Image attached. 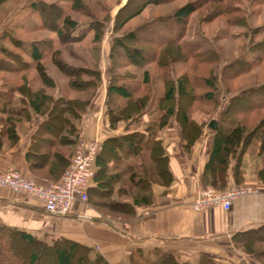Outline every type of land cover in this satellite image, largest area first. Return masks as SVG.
Returning a JSON list of instances; mask_svg holds the SVG:
<instances>
[{
	"label": "trees",
	"instance_id": "obj_1",
	"mask_svg": "<svg viewBox=\"0 0 264 264\" xmlns=\"http://www.w3.org/2000/svg\"><path fill=\"white\" fill-rule=\"evenodd\" d=\"M176 1L178 0H144L137 11L126 16V18L120 22L122 14L131 7L133 2V0H128L127 4L120 8L116 18L114 19L113 29L118 35V31L123 28V25L128 24L134 18L141 15L148 6L170 5ZM207 1V3L219 7L216 9L217 13L212 16L218 17L222 15L235 14L239 17V19L235 22L229 20L232 25L246 23L244 9L241 10L240 8H235L234 5L226 6L227 2L230 0ZM233 1L238 4V0ZM263 1L260 0L258 4H262ZM201 4L203 5L204 2L197 3L196 1L188 3L177 9L172 15L155 20L143 28H140L137 32L113 38V46L109 55L110 65L107 70L109 80L106 88L104 117L108 121L110 129H115L121 122L129 123L130 126V124L138 122L142 116L147 114L152 117V121L147 126L145 132H132L119 139L123 145L127 146L131 156L136 157L140 154H143V156L144 154L148 156L150 155L152 161L150 174L154 177H160L163 172V166H160L162 146L161 142L158 140L159 131L168 123V118L175 116L176 120L179 122L178 111L175 112L176 110L174 107L163 108L165 112L161 114V116L154 118V108H148V102L152 99L150 90H147V92L137 98L134 106L137 115L134 118L128 116L127 111L129 106L115 107L116 99L132 100L134 98V93H132L131 89L126 86V83L135 82L138 84L141 82V84L146 87L150 86V75L148 72H145L141 78H137L132 74L123 76H119L117 74L116 68L121 66V64L118 63L119 51L124 53L125 60H127L129 65L136 67L143 65L148 61L146 50L141 47H134L131 45H144L146 43L153 44L155 41L151 37H144V35L142 36L141 34L148 31L150 35L154 36L155 30L159 28L162 33H166L164 36L166 45H164V41L154 43V45L156 44L155 49L159 47V51L162 50L164 54V57H162L157 50L155 52L157 57L154 61L155 63L164 66L166 71L170 66L169 57L174 60H181L182 62L197 61L198 64H211V61L207 62L200 59V57L204 54L194 52V48L184 44L183 45L187 49L189 55L182 56V54H180V51L182 50L181 46L178 47L179 51L176 55H171L169 52L171 45H181V41L187 32L186 29L189 20L191 16L202 7ZM24 8L29 9L33 14L40 17L41 24H35V29L32 31L38 32L41 29L46 28L47 23L51 20L54 24L51 27L48 26L47 29L51 28L62 38V41L65 40L73 41V43H83L85 37L89 33V31L83 33L81 30V23L74 19L70 12L65 10L66 8L64 9L60 5L47 4L45 0H29L23 9ZM84 10L85 6L83 4V0H73L71 5L72 13L81 15L82 17H89ZM107 21L110 23L112 22L111 16L107 18ZM104 24H106V22H101L99 20L89 22V25H91L92 28L90 31H96L94 42H101V36L98 34V29H100V27L96 26ZM7 44H9L17 52L10 51L6 46ZM53 49L49 48L46 42L23 41L17 39L11 33L8 36L0 37V71H4L11 75H20L28 70H37L41 79L47 81L49 77L43 63L47 58H50L55 67L68 79L70 83L69 85L74 91H81L86 85L94 88V96L87 104H84V106L75 105L73 101L64 98L55 99L49 113H44V105L48 100V96L43 95L41 92H32L30 95L28 94L25 96L21 87H9L7 90L0 91V116L7 117L5 120L0 118V125L6 124L10 127L8 132L11 136L15 137V139L12 138L14 145H16L19 141L18 138L20 136L16 133L22 125L27 124L31 128V123L34 120H36V122H40L36 132L31 137L30 148L26 155L34 174L36 171V165L33 163V159L38 158L44 160L53 156L52 154L48 155L47 153H43L41 151L55 149L57 147L72 148L70 152L60 154L61 156H58L57 162H55L52 166V170L49 171L46 178H41L35 174L36 177L42 180L36 181L44 185L59 182L66 174L68 168L70 167L71 159L74 154V148L82 140L77 122H80L87 114L88 108L97 95L98 90L104 83L102 77L103 74L100 70H93L88 67L72 68L61 59L59 52H57L58 50ZM250 50L251 52L256 53L255 60L245 61L244 66L236 68L235 77L252 71V69L264 61V44L251 45ZM123 65L126 64L124 63ZM222 77L223 79H225V77L227 78L226 72H223ZM87 78L88 80H86ZM206 85L211 89H217V86L213 83V81H207ZM211 89L206 95V98L208 101L214 102V95L212 99L213 90ZM175 96L181 98H193L197 96L195 81L191 78V76L183 75L178 78V80H175L174 83L171 82V87L168 89V92L164 93L162 98H160V101H170L174 99ZM263 110L264 84L254 88H248L242 91L241 94L234 95L230 98L227 109L218 123L217 131L213 130L214 145L212 154L205 166V188L212 187L218 191H224V189L227 188V172L231 163V158H235L239 152V155L241 156L244 154L249 145V137L251 134L246 133V126L244 122L238 119V116L252 115ZM70 114L72 115V118L69 116ZM230 115H232V117ZM183 119L185 123L188 124L186 116L183 115ZM128 128L129 127L127 126V129ZM195 130L198 132V135L194 138L186 137L185 133H187V131L184 132V130H182V135L186 143L185 151H190L195 142L202 137V129L200 127H196ZM109 143H111V140H106L102 145H100V150L95 161L96 174L94 183L97 182V185L95 188L91 187L88 191V204L95 207H98V205L94 204L93 199L98 196L99 192H106L107 188H111L112 183L118 181L119 178V176L115 177V175H107V159L104 157V151L107 152L109 156L115 155L116 152L114 149L115 146L112 144L107 145ZM260 150L261 154L264 155V140L261 142ZM238 160L240 161L241 157H239ZM134 166L132 168V172H135L136 168L138 170L146 168L144 163L140 166L137 164ZM98 168H100V170H98ZM236 170L237 175L238 168ZM128 175L130 177L129 184L138 190H142V186L147 184L149 181V177L139 178V176H136V173ZM259 175L261 182L264 183V169L260 170ZM152 181H155V179L152 178ZM133 203L139 206L147 205L149 204V200L145 197L141 199V195L138 194L134 197ZM114 206L125 211V214H127L129 218L135 215V208L132 205L115 202ZM263 232L264 226L256 230L238 234L234 240V244L239 249V247H244L246 245L245 242H249V240L250 242L253 239L257 241L262 240L264 239V236H262ZM17 240L20 243H26L30 247L34 248L33 253H31L30 258L27 261H22L23 259L18 257V254L10 250L13 242ZM37 249L47 252L48 250L54 251L56 254V264H109L101 255L95 254V257L91 258V254L95 250L74 241H70L65 238L49 240L47 238L38 239L27 232L0 226V264H3V256L14 258L15 262L13 264H39L40 255L37 252ZM151 253L156 257L155 260L145 258L144 262H137V264H189L187 262L179 261L171 254L163 252ZM255 260L264 264L258 259ZM132 261H134V259H132ZM199 264L215 263L207 256H202Z\"/></svg>",
	"mask_w": 264,
	"mask_h": 264
},
{
	"label": "rangeland",
	"instance_id": "obj_2",
	"mask_svg": "<svg viewBox=\"0 0 264 264\" xmlns=\"http://www.w3.org/2000/svg\"><path fill=\"white\" fill-rule=\"evenodd\" d=\"M29 0H0V37L13 34L17 39L28 42H46L47 46L51 49L58 50L61 59L72 68L88 67L93 70H100L103 74L107 71L110 65V51L113 46V38L117 36L127 35L133 32H137L140 28H143L149 23L158 20L162 17L172 15L177 9L188 3H203L202 7L196 11L190 18L187 32L181 45L170 46L171 55H176L180 48V54L182 56L189 55L184 45L190 46L195 49L194 52L204 54L200 57L201 60L211 61V64H198L197 61L182 62L181 60H174L169 57V68L166 71L164 66L155 63V52L157 51L162 57H164L163 51H159V47L155 49L158 42L164 41L166 33H162L161 30L155 29V35L152 36L148 31L141 34L144 37H151L155 42L153 44H141L131 45L134 47H141L146 50V56L148 61L141 66H131L125 60L124 53L119 51L118 63L121 64L116 68V72L119 76L132 74L137 78H141L145 72L150 75V86H144L140 83L128 82L126 83L134 98L132 100L116 99L115 107L129 106L128 116L134 118L137 115L135 109V102L139 96L150 90L151 100L148 102V108H154V118L161 116L165 112L163 108L174 107L175 112L178 111V120L188 138H194L198 135L195 130L196 127L202 129L201 135L207 131L208 135L214 133L210 130L209 124L215 120L220 122L224 115L230 98L234 95L241 94L242 91L248 88H254L264 84V61L252 69L248 73H243L235 77L236 68L244 66L245 61H254L256 53L251 52L250 47L254 44H264V1L262 4H258L260 0H238V4L233 0L227 2L226 6H233L235 8L244 9L246 17V23L239 25H232L229 20L233 22L237 21L239 17L235 14L222 15L214 17L212 15L217 13L218 6L207 3V0H178L168 5H150L139 16L134 18L128 24L123 25V28L118 31V35L113 29L114 19L116 18L120 8L125 6L128 0H83L85 6V12L89 17H82L71 12V5L73 0H45L47 4H57L62 6L65 10L69 11L72 17L78 20L82 26V32L89 31L84 39L83 43H73V41H62L61 37L54 32L51 28L54 22L51 20L47 23V27L40 31H32L35 29V24H41L40 17L33 14L29 9L23 7ZM144 0H133L131 7L125 11L120 19L123 21L126 16L137 11ZM216 11V12H215ZM111 16V23L107 21V18ZM213 17V18H212ZM215 18V19H214ZM103 21L104 25H99L98 34L101 36V42H94L96 31H90V21ZM119 22V24H120ZM103 29V30H102ZM164 34V35H163ZM64 39V38H63ZM159 40V41H158ZM166 45V42H163ZM184 44V45H183ZM10 51L17 52L9 44L6 45ZM53 49V50H54ZM13 52V53H14ZM196 54V53H195ZM126 65H123V64ZM213 63V64H212ZM43 66L49 77L47 81L42 80L37 70H28L20 75H11L4 71H0V91L7 90V88L21 87L25 96L30 95L32 92H41L43 95L48 96V100L45 102L44 113H49L52 109V103L55 99L64 98L73 101L76 105L87 104L94 96V88L86 85L81 91H74L70 87L68 79L55 67L53 61L47 58ZM123 66V67H122ZM167 72V73H166ZM223 72H226L227 78L223 79ZM183 75L191 76L195 81L196 97L193 98H181L174 97L170 101H160V98L164 93L168 92L171 87V82L174 83ZM172 78V80H171ZM88 80V78L86 79ZM213 81L216 84L217 89H211L207 87L206 82ZM103 83V82H102ZM4 85V86H3ZM149 88V89H148ZM213 90L212 99L214 95V102L208 101L206 95L209 90ZM152 113V114H153ZM183 115L186 116L188 124L185 123ZM236 115V114H235ZM72 118V115H69ZM232 117V115H230ZM5 120V116H0ZM238 119L244 122L246 126V133H251L249 137V145L244 152L248 154L249 170L243 169L238 172L235 183L233 185H227V190H234L239 188H245L249 183L246 178H254L261 182L260 170L264 169V155L261 154L260 146L264 140V110L252 115L238 116ZM171 118H168V122ZM79 124V121L77 122ZM30 126L27 124L22 125L17 133L19 136L23 132L29 131ZM10 127L0 125V151H7L12 147H15L12 138L14 136L9 134ZM189 133V134H188ZM188 134V135H187ZM19 139V138H18ZM17 140V139H16ZM18 143V142H17ZM17 145V144H16ZM71 147L45 150L48 155L53 156L44 160L35 158L33 163L36 165L35 174L41 178H46L49 171L52 170V166L57 162L58 156L71 151ZM75 151V148H74ZM234 160L238 167V155ZM149 158V159H148ZM147 160L152 167L150 156ZM149 165V166H150ZM150 171V169H147ZM144 172L148 175L150 172ZM142 173V171H139ZM112 174L108 173V176ZM153 176H151L152 178ZM154 179V177H153ZM128 181L127 178H125ZM108 186V185H107ZM123 193H127L126 186L120 185ZM113 188H107L106 192H99L100 195L93 199L95 205H98V209L104 214L112 218L129 219L125 211L118 209L114 206L116 199L122 196V192L112 191ZM132 194H143V190L135 189ZM223 191V190H222ZM119 193V195H118ZM264 236V232L262 233ZM244 247H239V250L246 256L258 259L264 263V239L252 240L245 242ZM237 248V247H236ZM33 247H30L26 243H20L18 240L14 241L11 245V251L18 254V257L27 261L33 253ZM238 249V248H237ZM40 255L39 264H56V254L52 250L41 251L37 249ZM95 253L91 255V258L95 257ZM9 256V255H8ZM255 257V258H254ZM3 264H13L14 258L3 256Z\"/></svg>",
	"mask_w": 264,
	"mask_h": 264
},
{
	"label": "crops",
	"instance_id": "obj_3",
	"mask_svg": "<svg viewBox=\"0 0 264 264\" xmlns=\"http://www.w3.org/2000/svg\"><path fill=\"white\" fill-rule=\"evenodd\" d=\"M102 77L103 85L78 124L80 137L84 140L97 139L101 145L111 140L107 145L115 146V155L109 156L104 151V157L107 159V172L119 176L118 181L111 185L112 191L116 192L113 194L122 192L115 202L132 205L135 215L127 220L112 218L98 207L77 202L70 215L59 217L49 214L41 200L8 191L0 195V226L27 232L38 239L65 238L74 241L93 248L95 254L101 255L109 264H137L144 262L145 258L155 260L151 252L171 254L189 264H199L202 256L212 259L215 264H262L244 255L236 248L234 240L238 234L264 226V183L247 176L246 181L251 182L246 188L252 192L235 200L229 212L219 208L195 211L193 204L206 187L205 166L213 151L214 133L210 136L205 131L190 151H185L182 127L173 116L158 134L163 172L160 177L153 176L155 181H152L148 155L131 156L127 146L119 139L132 132H145L152 117L147 114L130 126L121 122L115 129H110L104 117L108 71H104ZM39 124L34 120L29 131L20 134L15 147L0 151L1 171L14 169L25 179L42 181L31 170L26 156L31 137ZM239 157L241 160H236L238 172L251 169L248 154ZM142 163L146 168H136L132 172L135 164L140 166ZM236 169L237 163L231 158L228 185L235 183ZM146 170L150 172L148 175L144 173ZM133 173L139 178L149 177L147 184L142 186L143 194H140L141 199L145 197L149 200L147 205L133 203L132 194L136 188L129 184L128 175ZM121 184L126 186L124 189H127L128 195L123 193ZM96 185L97 182L92 187Z\"/></svg>",
	"mask_w": 264,
	"mask_h": 264
},
{
	"label": "built area",
	"instance_id": "obj_4",
	"mask_svg": "<svg viewBox=\"0 0 264 264\" xmlns=\"http://www.w3.org/2000/svg\"><path fill=\"white\" fill-rule=\"evenodd\" d=\"M100 145L97 139L82 138L76 146L66 174L56 183L44 185L34 179H25L14 169L0 170V195L8 191L25 194L41 200L49 214L67 217L73 212L77 202L88 204V191L94 184L95 161ZM251 192L252 190L246 187L227 191L205 188L199 193L193 209L200 212L209 208H219L229 212L235 200Z\"/></svg>",
	"mask_w": 264,
	"mask_h": 264
},
{
	"label": "water",
	"instance_id": "obj_5",
	"mask_svg": "<svg viewBox=\"0 0 264 264\" xmlns=\"http://www.w3.org/2000/svg\"><path fill=\"white\" fill-rule=\"evenodd\" d=\"M209 128H211L214 131H217L218 129V123L217 121L213 120L210 124H209Z\"/></svg>",
	"mask_w": 264,
	"mask_h": 264
}]
</instances>
